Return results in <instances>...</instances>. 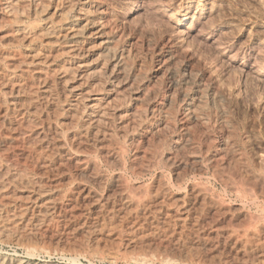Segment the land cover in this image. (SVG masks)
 Masks as SVG:
<instances>
[{"label":"bare ground","instance_id":"obj_1","mask_svg":"<svg viewBox=\"0 0 264 264\" xmlns=\"http://www.w3.org/2000/svg\"><path fill=\"white\" fill-rule=\"evenodd\" d=\"M113 9L109 0H0V153H4L0 155V246L22 248L26 256L23 259L11 254H0V264H50L51 261L36 262L35 260L37 256L47 252L45 253L43 248L40 249L38 246L35 238L37 234L34 236V231L44 228V224L51 216L62 212L55 200L56 189L45 186L41 182L42 178L19 163L17 156L11 157V154L9 156V150L17 141L28 142L26 143L28 146L39 151L37 161L41 169L44 170L47 164L56 163L60 166L64 164L65 167L74 164L76 167V169L73 168L74 175L81 179L82 183L84 181L100 191L104 187L103 176L106 175L98 171L96 162L91 161L93 158L85 159V156L89 157L86 152L92 146L95 150L97 147L100 149L104 146L108 151V148L114 143L117 144L120 139L123 144L129 143L136 149L146 146L151 152L165 145L163 149L159 148L162 152V160L159 158L163 161L161 166L191 173V175L187 174L192 177L190 182L193 181L189 184L188 195L193 203L202 204L201 206L207 204L206 207L213 210L221 207L217 198H213V195H211L212 199L209 197L207 191L209 189L202 188L204 185L202 184L201 187L196 179L202 178V175L205 176L207 171L218 174L216 170L220 166L219 163L224 165V161H228V163L236 164L238 156L241 155L236 153L234 136L226 123L228 112L223 97L216 87L209 81H205L201 71L179 55L173 44H162L156 49L155 67H153L155 70L149 74L140 50L144 46L152 48V37L150 35L142 37V35L131 33L114 15ZM127 11L131 14V8ZM174 108H178L177 113ZM215 114L221 121L214 126L221 130L219 148L216 147L218 151H222V156L216 155L218 151L212 153L213 149H211L213 138L210 137V130L212 116ZM176 115L179 116L182 125V140L181 138L179 139L181 141L170 142L169 140L167 143L164 139L170 134ZM194 133L202 134L209 146L203 148L204 142L200 143L198 139H195ZM163 135H166L164 139ZM44 150V154L47 153L45 157L41 155V151ZM107 151L105 152L107 163L117 170L114 171L117 173L114 174L112 182L113 185H117L116 196L114 194V197L110 198L103 195L105 190L101 191L102 194L99 190L91 191L94 188L90 187L89 190L85 184L86 186H79L82 199H88L93 210L100 215L102 212L111 210L110 207L113 208L116 203H120L122 211H138L143 202L137 198L139 195L134 196V193H131L132 187L129 189L127 183L123 184L125 181H121L124 163L120 154L118 151L117 153ZM214 161L216 163L213 165L211 162ZM240 162L238 160V164ZM47 168L48 171L51 169L49 166ZM137 169L141 175L147 171H144L142 167ZM177 175L180 177L179 174ZM220 175L218 174L222 178V174ZM224 179L218 180L226 182L225 185L228 188L235 189L231 178L228 180L227 177V181ZM168 182L166 180V183ZM168 185L164 182L159 189L165 194L170 186ZM158 186L160 187V184ZM155 189L157 191V188ZM134 191L138 190L134 189ZM176 194L179 195V193ZM63 195H59L62 197L60 200L65 198ZM143 196L145 199L148 191ZM60 200L58 199V202ZM87 203L84 204L87 205ZM148 203H150L149 200ZM136 216L135 218L140 217ZM167 216L170 215L167 214ZM96 217L98 219L100 216L96 215ZM154 220L158 222L159 219ZM262 227V230L258 231L260 234H264V226ZM87 230L89 232L92 228ZM70 231L68 233L72 236L74 232L71 234L72 231ZM213 234L214 238L218 237L216 232ZM254 235L251 236L255 237ZM206 240L209 238L207 237ZM221 244L224 243L221 242ZM242 249L244 260H246L248 257L244 254L247 253V248L242 247ZM74 261L75 259L72 258L73 263ZM258 264H264V261Z\"/></svg>","mask_w":264,"mask_h":264},{"label":"rangeland","instance_id":"obj_2","mask_svg":"<svg viewBox=\"0 0 264 264\" xmlns=\"http://www.w3.org/2000/svg\"><path fill=\"white\" fill-rule=\"evenodd\" d=\"M109 2L114 8V15L131 33L142 35V37H145L144 35L152 37V48L144 46L140 50L149 74L155 70L153 67H155L156 49L161 47L162 44L169 43V45L173 44L185 61L202 72L205 81H209L218 89L225 101V108L228 112L226 123L234 136L236 153L241 154L238 156V160L241 162L240 164H238V160L236 164L229 162L231 166H227L228 161H224L225 164L223 162L225 166L219 163L222 167L219 166L216 171L219 175L222 174V178L221 175L218 176L212 171H210L211 173L207 171L205 176L202 175V178L196 179L201 187L204 185L202 188L209 189L207 191L211 199V195H213V198H217L216 200L221 203V207L214 209V211L207 208V204H204V207L201 206L202 204L195 205L189 197V184L193 182H190V178H192L189 176L191 175L190 172L186 173L187 171L182 169L177 170L176 168L171 169L161 166L163 161H161L162 152H160V149H163L165 145L158 146L160 149L157 148L150 152L146 146L136 149L129 143L123 144L119 139L117 144L114 143L113 146L108 148V151L110 153L118 151L122 163H124V168L121 171L123 173H120L122 176H120L121 181H125L123 184L127 183L129 189L132 187L130 189L131 193L133 192L134 196L139 195L137 198L141 199L143 203L138 211L132 210L134 214L131 210V212L128 210L122 211L120 203H116L114 209L110 207L111 210H107L106 213L102 212L101 215L105 219L102 220L101 215L93 210L91 203L89 204V200L82 199L79 186L87 185L86 188H89V190L90 187L94 188V186H90L84 181L82 183L81 179L74 175L76 169L74 164L66 167L64 164L63 166L56 163L47 164L44 169L46 171H44L38 165L37 154L39 151L32 146H28L26 144L28 142L17 141L14 143L13 148L9 150V156L10 154L11 157L17 156L16 159L19 160V163L24 165L31 173L42 178L43 181L41 182L45 186L56 189L57 196H55V200L62 211L51 216L48 219L50 223L46 222L49 226L44 224L42 231H34V236L37 234L35 238L38 246H40V249L43 248L45 253L47 252L37 256L36 262L51 261L50 264H242L244 261L243 264H258V262L264 261V254H262L264 252L262 251L264 250V234L258 232L264 226V0H109ZM128 8H131V14H128ZM176 109L178 110V108H174L175 112ZM177 115L174 119V125L170 129V134L168 136L163 135V139L164 136L167 137L164 139L167 143H169V140L171 142L181 138L182 125ZM220 122L216 114L212 116V128L210 130V137L213 138L211 143L212 153L219 150L218 141L221 140L222 134L221 130L215 128V126ZM194 135L200 143L204 142L205 146H202L203 148L209 146L207 139L202 134L194 133ZM102 147L100 149L97 147L98 150L96 149V151L92 146L86 152L89 157L85 156V159L91 160L93 158L91 161L96 162L95 164L99 168L98 171L106 175L103 176L104 183L102 182L103 186L106 187H102L101 191L105 190L103 195L111 198V196L114 197V194L116 196L117 192V185L114 184L116 185L114 186L112 183L114 174L117 173L114 171L117 170L107 163V157L105 156L107 148ZM12 150L15 153H12ZM44 152L45 150L41 151L43 157L47 155ZM3 154L0 153L1 156ZM218 154L222 156V151H218L216 155L218 156ZM48 166L49 169L51 168L49 171ZM74 167L75 169H73ZM136 167H142L144 171H147L141 175ZM242 167L243 169H241ZM222 168L224 169L220 170ZM56 170L57 172H55ZM58 171L62 172L59 173ZM69 171L70 173H68ZM177 174L180 177H177ZM203 176L206 180L203 179ZM206 176L211 177L206 178ZM181 177L182 180H180ZM227 177L228 180L229 178L233 180L232 183L235 189L228 188L225 185L226 182H222L224 178L227 181ZM158 179L162 180V184ZM166 180L167 182L169 180V182L166 183ZM164 182L166 185L170 183L169 188H167L169 192L167 191L165 194L164 191L160 190ZM153 183H157L156 186ZM159 184L160 187H157ZM148 187L149 189H146ZM182 187H185V192ZM154 188H157V191L159 190L158 193ZM134 189L138 191L136 192ZM97 190L99 189L95 187L91 191ZM144 190H147L148 196H152L151 198L154 199L148 196L144 199L143 194L145 195L147 192ZM159 192H162L161 195ZM183 192L184 196H182ZM176 193H179V195ZM59 195H63L65 198L63 197L64 199L60 200L61 196ZM185 195H187L186 198ZM58 199L61 202H58ZM148 200L152 203H148ZM184 201L185 204H183ZM86 202H88L87 205L84 204ZM60 203H64V206ZM65 205L67 206L65 207ZM68 206L70 207L68 208ZM188 206L190 209H188ZM150 207L151 212L149 211ZM135 213L140 217L135 218ZM142 214L146 216H142ZM167 214L170 216L168 217ZM94 215L95 218H93ZM96 215L100 217L96 219ZM162 217L163 219H161ZM64 218L67 220H64ZM154 219L159 220L157 222ZM87 228L89 230L92 228V230L88 232ZM69 231L71 234L74 232V234L71 236L68 233ZM215 232L218 236L215 237L217 239L214 238L213 233ZM252 234H255V237H252ZM207 237L209 240H206ZM221 242L224 244H221ZM212 247H214L213 250ZM242 247L247 248V253L244 254L248 257L246 260L243 257L244 250ZM0 254H11L23 259L26 257L22 248H14L13 246H0ZM72 258L75 259V263L72 262ZM248 259H251L252 263Z\"/></svg>","mask_w":264,"mask_h":264}]
</instances>
